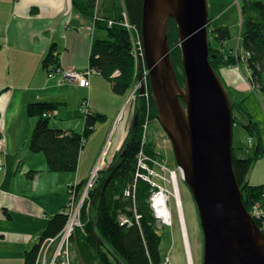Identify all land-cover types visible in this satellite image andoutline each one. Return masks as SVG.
Wrapping results in <instances>:
<instances>
[{"label":"trees","instance_id":"trees-1","mask_svg":"<svg viewBox=\"0 0 264 264\" xmlns=\"http://www.w3.org/2000/svg\"><path fill=\"white\" fill-rule=\"evenodd\" d=\"M96 2L97 0H73L74 7L83 14L94 17L98 32L106 34L105 37L101 36L102 38L96 37L92 43L90 68L96 70L104 79L109 80L115 93L127 95L135 82L136 69V61L132 53L134 47L128 32L129 26L123 25L122 21L121 24L124 27L113 25L110 28L103 20H100L101 23H99V20L94 16L98 7ZM124 4H126L127 15L131 22L129 24L139 29V35H141L144 15L143 0H124ZM241 10L243 26L240 42L243 63L249 70L251 86L264 94V0H243ZM99 11L101 16H107L108 19L114 18L113 21L116 23L121 20L120 16L117 17L115 13L112 16L110 8L104 3L101 8L99 5ZM170 28L169 45L172 61L179 84L184 85V66H182L179 45L180 34H178L177 24L172 20H170ZM221 31L222 29H220ZM211 37L212 35L210 39ZM225 39L222 32L215 39L217 45L211 48L209 61L218 75H221L224 84L227 85L226 79L224 80L225 75L223 77L220 67L222 63L229 62V54H225V50H223L222 41ZM221 59L222 63H220ZM232 59L230 56V64H232ZM44 63L46 70H49L50 66L54 67L48 72L49 75L56 73L59 77L62 65L56 45L51 47ZM136 71L138 70L136 69ZM115 73L119 75L113 78ZM148 88L152 93L151 83ZM140 99L124 145L116 153L115 159L109 164V167L99 173L100 179L96 182L88 198L90 200L85 202L86 206L82 209L81 221L84 225L81 230L76 231L71 242L79 264H120L108 251L109 249L115 251L126 264H163L164 262L160 249L161 237L156 228V218L153 217L149 205L153 185L143 179L142 175L147 172L138 160L140 154H144L147 161H143V163L152 169V161L157 157L156 146L154 142H148L145 128L152 120L158 119L159 111L152 97ZM232 106L234 107V117V111L237 110L235 101L232 102ZM238 106L239 112L247 118L246 123L241 122V124L248 133V140L250 138L256 140V145L252 148L253 152L236 148L233 141L234 171L243 192L242 201L247 211L250 212L253 206L264 201V185H254L248 180L255 164L264 159V146L258 123L249 114L245 100L239 101ZM55 108V104L48 102L31 103L28 107L29 116L37 118L31 135L30 148L32 152L45 155L48 169L51 172L75 173L78 169L84 140L88 134L94 131L96 122L102 120L103 117L102 114L90 112L86 117V127L83 133L62 131L51 126V119L56 116ZM135 118H137L138 125L135 132L132 133ZM235 123L238 121L234 118ZM239 151L249 154L246 157H241L238 154ZM87 206L96 209L95 216L90 214ZM136 214L139 216L138 219L135 217ZM68 215L58 213L48 221L40 241L27 252L25 264H37L43 243L50 238L58 240L62 230L68 224ZM122 220H126V222L122 224ZM259 225L261 228L263 223H259ZM97 233L106 242L105 244L99 240Z\"/></svg>","mask_w":264,"mask_h":264},{"label":"crops","instance_id":"crops-1","mask_svg":"<svg viewBox=\"0 0 264 264\" xmlns=\"http://www.w3.org/2000/svg\"><path fill=\"white\" fill-rule=\"evenodd\" d=\"M99 34L94 17L74 7L73 0H0V109L6 138L0 146V264L26 263L27 252L40 241L48 221L67 207L68 185L74 181L87 184L100 165L108 136L118 128V119L128 102L126 96L113 91L109 80L94 72L89 87L74 82L61 84L58 77H48L42 64L43 55L56 44L65 70L89 68L91 46ZM84 100L90 102V112L102 114L103 119L86 137L77 172L53 173L45 155L31 151L37 118L29 116L28 107L31 103H53L56 116L51 126L83 133ZM131 107L135 116L132 103ZM127 122L118 146L129 134L131 123ZM119 130L114 131V140ZM259 130L264 146V130ZM247 137L245 131L243 140L235 146L245 148ZM238 154L246 157L249 153ZM248 180L264 185V159L255 164Z\"/></svg>","mask_w":264,"mask_h":264},{"label":"water","instance_id":"water-1","mask_svg":"<svg viewBox=\"0 0 264 264\" xmlns=\"http://www.w3.org/2000/svg\"><path fill=\"white\" fill-rule=\"evenodd\" d=\"M208 2L144 0V57L158 121L172 143L177 166L198 208L203 264H264V232L242 201L234 171L232 99L209 61ZM170 20L180 34L184 85L179 84L173 66ZM223 32L230 37L227 30ZM134 122L132 133L137 118ZM99 240L106 243L100 236ZM108 251L117 262L126 264L115 251Z\"/></svg>","mask_w":264,"mask_h":264},{"label":"rangeland","instance_id":"rangeland-1","mask_svg":"<svg viewBox=\"0 0 264 264\" xmlns=\"http://www.w3.org/2000/svg\"><path fill=\"white\" fill-rule=\"evenodd\" d=\"M96 3L98 7L96 9V15L94 14V16L96 19L99 20V23H101V21L103 20V22H105V24H107V26H109L110 28H112L113 25L124 27L121 24V21H122L123 25L125 24L129 26L128 32H129L130 40L132 42V46L134 47L132 53L136 61L135 68L138 71H136L135 69V74H134L135 82L133 86L130 88V91L127 93V95H123L124 97L126 96L125 98L128 103L126 105L125 111L121 113L118 119V122H119L118 128H113L111 135H109L107 138V141L105 143L106 146L102 154L103 156L99 163L100 165H98V167L95 168V170L92 172L90 176L91 178L88 180L87 184H85L84 186L80 185L78 181L71 182L68 185V189L70 193L69 196L70 195L75 196V192L79 191L80 194H76V197L78 196L81 197V194L82 195L86 194V198L90 197V194L92 190L94 189L96 182L100 179L99 173L103 169H106L109 167V164H111L113 160L115 159L116 153H118L119 149L124 145L123 140L125 136L119 146L117 143L121 135V130L125 128V125L128 123L127 121L129 120L131 124L133 123L132 121L134 119V116H132L133 111H132L131 103L133 105V110L135 111L138 100H141L140 98L149 99L152 97L153 99L151 90L148 88V85L151 83V80L149 78V75H150L149 67L147 66V63L145 61L144 49L141 50V48L144 47L143 46V36L139 35V29L129 24L131 22L129 19V15H127V8H126V4H124V0H97ZM103 3L104 5H107L110 8L112 16H114V13L116 14L117 17L120 16L121 20L119 22L117 23L116 21L114 22L113 21L114 18L108 19L107 16H103V15L101 16V12L99 11V5L101 8V5ZM242 6H243V0H209V11H210V16H211V24L208 27L209 28L208 32L212 35L210 39V43H211L210 52H211V48L212 47L214 48V46L217 45V43L215 42V39H217L218 35L221 33L220 29L227 30L230 34V37L226 36L225 37L226 39L222 41V44L224 47L223 50H225L224 53L229 54V57H228L229 62L222 63L223 60L221 59L220 63H222V65L220 67H221V70L223 71V77L225 75L224 80L226 79L225 82L227 81L228 90H230L229 95L231 96L232 102L235 101L236 106H237V110L234 111V118L236 121H238V123H235L233 125L234 126L233 128L235 129L234 134H233V137H234L233 141L235 144H238V142H241L243 140L245 129L242 127L243 124H241V122L246 123V120H247V118L243 117L242 114L238 110L239 108L238 103L240 101L239 99H241L240 98L241 96L243 98L246 97L245 104L247 106V110L249 114L252 116L253 120L256 123H258V126L261 128V130H264V94H262L259 90L254 89L253 86H251L249 70L247 69L246 65L243 63V57L241 53L240 38H241V33H242L241 30L243 26L242 10H241ZM170 29H169V33H170ZM99 35H100L99 38H102L101 36L103 37L106 36L104 32L102 33L100 32ZM0 48L1 49L3 48V44L1 42H0ZM50 49L47 51L45 55H43V60H42L43 68L45 64L44 61L46 60L47 55L50 53ZM230 56H232L233 58L232 59L233 65L230 64V60H229ZM90 58H91V54L89 56V59ZM90 63H91V59L89 61V64ZM52 69H54V67L50 66L49 70L45 69V71H47L48 73ZM60 71L63 72L67 70L61 67ZM118 75H119L118 73H115L113 78H115V76H118ZM51 76L52 75L48 74V77L50 79H51ZM52 77H57V76H52ZM59 80L60 78L58 77V82ZM64 82H70V83L74 82L81 87L83 86L89 87L84 84L82 85L81 81H73V80L71 81L69 79H65ZM140 82H142L143 86L140 84ZM142 90H144L143 93H142ZM135 96L136 98L134 99ZM85 108L86 107L83 108V105L81 106V113H83L84 117L85 116L87 117L90 114V108H88L87 110H85ZM1 113L2 112L0 109V115H1L0 116L1 117L0 118V146L2 147L6 138H5V133L3 131L4 128H2L1 122L3 120V117ZM129 113H131L130 117H128ZM124 116H125V120H123ZM121 121H123L122 124H121ZM117 129H120L119 134L114 140V135H115L114 131H117ZM145 132H146L145 136H147L148 142L155 143V146H156L155 152L157 153V157L155 158V160L153 159L152 161V164H153L152 169L149 168V166L146 164L147 173L144 174V176H146L148 172H151L150 173V178H151L150 185H153V186L151 190V200H150L149 205L152 209L153 217L156 218V224H157L156 228L161 237L160 238L161 239L160 249L162 253V258L164 260L163 264H203L204 237H203L202 226H200V216L198 215V208H197V205H195L193 194H191V191L188 185L185 183V181H183L182 173H180V170L175 160V154L173 152L172 143L169 141V138L166 132L163 130L162 125L158 121V119L152 120L149 123V126H146ZM113 140H114L115 147H112ZM255 141H256L255 138H250L247 142V146L245 148L243 147L241 148L245 149L246 151L252 150L253 152L252 148L255 147L256 145ZM85 142H86V139L84 140V144ZM84 144L83 146L85 147ZM235 147L238 148V146H235ZM39 155L41 157H44L41 154ZM138 160L145 162L147 161V158L145 157L144 154L141 153ZM102 165H105V168ZM138 168H139V165H138ZM174 172L178 173L179 175L178 184H179L180 205H182L181 209H182V216L184 218V222L182 220L180 209L177 206V198L174 195V184H173L174 183L173 182ZM91 179L93 181H91ZM79 186H82V188H79ZM160 193L162 194L164 193L165 195H168L169 197L167 206H169L170 208L171 218L168 222L166 220L164 222L163 220L160 219V217L157 216V211L159 210H158V207H156V203L154 206L153 196L159 195ZM81 202H82V199H78L76 203L73 202L70 196V201L68 202L67 207L64 208L63 211L60 212L61 214H64V215L71 214V216L68 215V224L62 230V233L59 235L58 240H56L57 238H51L52 241H50L51 240L50 239L48 240L47 244L43 243L41 248L49 247V249L47 250L48 252H47L46 261L45 262L42 261L41 264H79L78 257L75 256L76 253H74V250L72 249L74 246L72 245L71 242H72L73 237L76 234V231L81 230L84 224L81 223V225L76 226L75 225L76 223H71V222H74L73 221L74 215L79 212L81 214V212L83 211L82 209L86 206L85 203L81 204ZM87 210L88 211L90 210V214L92 216L96 215L97 211L92 206L91 207L87 206ZM135 217L138 219L139 216L136 214ZM255 221L256 223H258L257 220ZM125 222L126 220L121 221L122 224H124ZM67 228L68 229L72 228V230L68 231ZM261 228H260L261 230L264 229L262 226Z\"/></svg>","mask_w":264,"mask_h":264},{"label":"built area","instance_id":"built-area-1","mask_svg":"<svg viewBox=\"0 0 264 264\" xmlns=\"http://www.w3.org/2000/svg\"><path fill=\"white\" fill-rule=\"evenodd\" d=\"M141 50H143V49L141 48ZM93 73H94V70H92L91 68H87V69L83 70V72H79V71H63L62 72L61 71L60 74H59V76L61 75L63 77V79H69L71 81L72 80L73 81H81L82 85L84 84L86 86H90L89 79H90L91 74H93ZM140 84L142 85V82H140ZM135 98H136V96L134 97V99ZM84 107H86L85 110H87L88 108H90V103L87 100H84V102H83V108ZM140 165L144 169L147 168L146 167L147 165L144 164L143 161H141V160H140ZM150 173L151 172H148V174L146 176L142 175L143 179H145L149 183H151ZM91 181H93V180L91 179ZM76 194H80L79 191L78 192H75V196L70 195L71 196V200H73V202H75V203L77 201ZM160 194H162V193H160ZM158 198H159L158 195L153 196L154 206H155L156 200ZM78 199H82L81 204H84L86 201L89 200L88 198H86V194H84V195L81 194V197H78ZM250 213L253 216L254 220H257L259 223H263V226L262 227L264 228V201L263 202H260V203H257V205L253 206V208L251 209V212ZM70 216H71V214H70ZM157 216L160 217V219L165 222L166 219H164L163 217H161V215H160V213H158V211H157ZM169 220H170V218H168V220H166V221L168 222ZM73 221L74 222H71V223H76L75 224L76 226L77 225H81L82 221H81V214H80V212L79 213H76L74 215ZM72 226H73V224H72ZM71 230H72V228H69L68 229V231H71ZM50 241H52V239ZM48 249H49V247L46 249V252H48L47 251Z\"/></svg>","mask_w":264,"mask_h":264},{"label":"bare ground","instance_id":"bare-ground-1","mask_svg":"<svg viewBox=\"0 0 264 264\" xmlns=\"http://www.w3.org/2000/svg\"><path fill=\"white\" fill-rule=\"evenodd\" d=\"M209 1V0H208ZM209 4V2H208ZM224 31V29H223ZM142 35V34H141ZM143 41H144V38H143ZM144 47H142V49H144ZM244 61V60H243ZM73 71V70H72ZM79 72H83V71H79ZM94 72H97L96 70H94ZM94 74V73H93ZM52 76H58L56 73H51ZM92 75V74H91ZM60 80L59 82L62 84V83H66L64 82L65 79H63V77L60 75ZM227 86V85H226ZM228 87V86H227ZM145 89V88H144ZM146 90V89H145ZM178 179H179V175L178 173L174 172L173 173V184H174V195L176 196L177 198V206L179 207L180 209V213H181V216H182V209H181V206L180 205V195H179V184H178ZM159 198L156 200V207H158V213H160L161 217H163L164 219L168 220V218H171L170 217V208L169 206H167V202L169 200V197L168 195H165L164 193L163 194H160L158 195ZM182 220L184 222V218L182 216ZM51 239V238H50ZM48 239V240H50ZM47 241H45L44 243L47 244ZM46 249L47 248H41V251L39 253V258H38V261H37V264H41V262H45L46 261V257H47V252H46Z\"/></svg>","mask_w":264,"mask_h":264},{"label":"flooded vegetation","instance_id":"flooded-vegetation-1","mask_svg":"<svg viewBox=\"0 0 264 264\" xmlns=\"http://www.w3.org/2000/svg\"><path fill=\"white\" fill-rule=\"evenodd\" d=\"M222 32V34L226 37L227 35L223 32V30L221 31Z\"/></svg>","mask_w":264,"mask_h":264}]
</instances>
